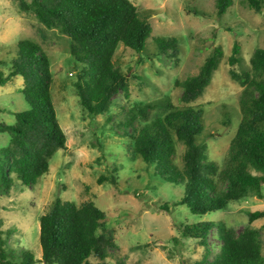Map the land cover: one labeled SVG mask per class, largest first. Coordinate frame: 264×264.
<instances>
[{
	"label": "rangeland",
	"instance_id": "374dc122",
	"mask_svg": "<svg viewBox=\"0 0 264 264\" xmlns=\"http://www.w3.org/2000/svg\"><path fill=\"white\" fill-rule=\"evenodd\" d=\"M130 1L139 15L147 18L152 31L140 52L121 43L117 46L113 62L126 75L129 96L121 91L108 111L93 116L82 110L76 95L77 66L67 35L46 28L32 14L21 11L19 0H0V73L3 77L10 73L19 40L37 42L49 58L51 99L66 135L65 148L52 155L48 171L35 184L24 186L12 178L9 189L0 188V237L9 258L25 250L40 258L39 217L56 197L76 204L92 200L105 211V224L116 244L106 258L109 264H191L204 249L193 239L181 237V223L223 220L239 231L247 223V211L264 210V185L262 198L231 201L223 211L198 215L174 205L183 194V184L155 176L154 166L134 156L131 139L120 134L124 111L135 104L168 96L182 106L176 80L197 74L204 59L219 46L223 54L218 67L202 95L190 105L203 110L204 129L197 141L208 158L222 167L240 119L238 99L243 88L230 76L228 57L237 42L240 61L234 68L247 70L253 50L264 48V0L260 12L249 6L248 0H233L221 16L216 14L214 0ZM157 37H175L177 54H168L171 50L162 53ZM22 87L20 75L0 85V121L12 124L16 112L28 109ZM9 138L8 133L0 132V147L7 145ZM183 151L184 146L177 143L175 163L179 167ZM101 175L105 179L98 183ZM164 203L169 210L161 206ZM251 225L260 230L264 255V217ZM214 241L211 230L207 236L210 248ZM90 260L96 262V258Z\"/></svg>",
	"mask_w": 264,
	"mask_h": 264
},
{
	"label": "trees",
	"instance_id": "16d2710c",
	"mask_svg": "<svg viewBox=\"0 0 264 264\" xmlns=\"http://www.w3.org/2000/svg\"><path fill=\"white\" fill-rule=\"evenodd\" d=\"M262 1L248 0V5L260 12ZM232 3L214 0L216 14L223 15ZM19 8L69 38L78 74L74 85L83 111L102 114L116 94L122 91L129 96L126 75L114 65L113 55L120 43L136 52L144 50L152 31L130 0H19ZM155 41L162 53L171 50L168 54H177L175 37H157ZM17 46L10 73L5 77L0 73V85L12 76H22L21 92L28 109L16 112L12 124L0 121V132L10 137L8 144L0 147L2 189L10 188L12 178L24 186L35 184L48 171L52 155L66 146L51 99L49 58L33 40H19ZM231 50L230 76L243 88L238 99L240 119L222 167L208 158L197 141L204 129L203 110L190 105L202 95L218 67L223 54L219 46L204 59L197 74L176 80L182 106L168 96L135 104L124 111L120 122V134L131 139L134 156L154 166V175L163 181L183 184V194L174 205L185 206L193 214L223 211L229 202L248 196L263 197L264 48H255L249 69L241 71L234 68L240 61L239 44L234 42ZM177 143L184 146L182 167L175 163ZM104 179L101 175L98 183ZM114 179L111 176V182ZM161 206L169 210L166 203ZM262 217L264 210L247 211V223L239 231L223 220L181 223V237L193 239L204 249L191 264H264L260 230L251 225ZM105 218V211L92 200L76 204L56 197L39 217L40 258L28 250L9 258L0 237V264H109L106 258L116 244ZM211 230L215 252L207 242ZM91 257L96 258L95 263Z\"/></svg>",
	"mask_w": 264,
	"mask_h": 264
}]
</instances>
